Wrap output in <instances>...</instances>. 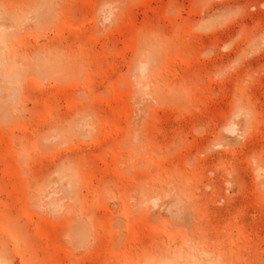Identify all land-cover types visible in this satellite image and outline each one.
<instances>
[{
  "label": "rangeland",
  "instance_id": "1",
  "mask_svg": "<svg viewBox=\"0 0 264 264\" xmlns=\"http://www.w3.org/2000/svg\"><path fill=\"white\" fill-rule=\"evenodd\" d=\"M0 264H264V0H0Z\"/></svg>",
  "mask_w": 264,
  "mask_h": 264
},
{
  "label": "bare ground",
  "instance_id": "2",
  "mask_svg": "<svg viewBox=\"0 0 264 264\" xmlns=\"http://www.w3.org/2000/svg\"><path fill=\"white\" fill-rule=\"evenodd\" d=\"M200 23H203V22H200ZM215 24V23H214ZM212 26V22L210 20L207 19V21H205L202 26H201V29L200 30H208L210 27Z\"/></svg>",
  "mask_w": 264,
  "mask_h": 264
}]
</instances>
